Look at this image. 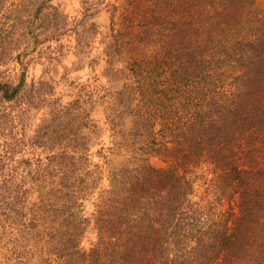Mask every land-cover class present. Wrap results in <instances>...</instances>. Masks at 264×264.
<instances>
[{"label":"trees","instance_id":"1","mask_svg":"<svg viewBox=\"0 0 264 264\" xmlns=\"http://www.w3.org/2000/svg\"><path fill=\"white\" fill-rule=\"evenodd\" d=\"M54 1L0 0V264H264V0H81L72 20ZM68 56L117 86L64 68L63 103L26 82Z\"/></svg>","mask_w":264,"mask_h":264},{"label":"rangeland","instance_id":"2","mask_svg":"<svg viewBox=\"0 0 264 264\" xmlns=\"http://www.w3.org/2000/svg\"><path fill=\"white\" fill-rule=\"evenodd\" d=\"M54 5L60 10L61 13L66 15L69 19L79 18L81 12V0H55ZM99 28L101 33L106 31V26L108 23L107 15L104 12H99L93 19ZM98 44L94 45V48L91 49L90 57L95 58L99 52ZM101 57V56H100ZM72 56H68L64 61L59 62L58 64L48 65L45 61L42 62H33L28 66L26 72V82L31 83L38 80L52 81L54 86V98H59L61 102H69L74 96V90L70 88L63 78L64 71L63 69L69 70L68 78L70 82H83L85 84H90L93 87H96V94H101L105 89L116 87L115 84H107L106 81L102 78V60H98L97 64H95L94 68H84L82 70L74 71L72 68ZM51 68V70H48ZM95 98V97H94ZM93 98V100H95ZM92 100V101H93ZM90 115L94 123L100 128L99 132V140L98 144L92 150V161L93 163L101 166L102 168H106L107 164L115 165L121 160L118 156H114L110 154L109 151H105L103 153L106 156V159L103 157L97 156L96 152L101 147H110V137L108 126L105 123V115H104V106L99 101H94L90 104ZM36 112L33 110L28 115L23 117V120L17 121L18 126L16 128V136L21 137L22 132L24 131L26 134L30 135L32 131L35 129V125L45 118V111ZM3 143V137L0 138V149ZM25 151L19 155H16V159L24 158H33L36 157V154L39 152L35 149H30L29 147H24ZM29 202H36L41 196V190L30 191L28 195ZM87 246L86 242L84 243Z\"/></svg>","mask_w":264,"mask_h":264}]
</instances>
